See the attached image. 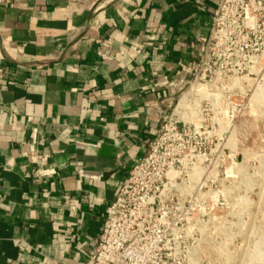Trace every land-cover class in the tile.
I'll return each mask as SVG.
<instances>
[{
	"label": "crops",
	"instance_id": "crops-1",
	"mask_svg": "<svg viewBox=\"0 0 264 264\" xmlns=\"http://www.w3.org/2000/svg\"><path fill=\"white\" fill-rule=\"evenodd\" d=\"M218 1L0 3V264L87 260Z\"/></svg>",
	"mask_w": 264,
	"mask_h": 264
},
{
	"label": "rangeland",
	"instance_id": "rangeland-1",
	"mask_svg": "<svg viewBox=\"0 0 264 264\" xmlns=\"http://www.w3.org/2000/svg\"><path fill=\"white\" fill-rule=\"evenodd\" d=\"M244 3L252 18L241 56L229 71L216 62L205 79L192 77L172 108L187 134L177 170L191 202L148 264H162L158 255L163 264H264V0Z\"/></svg>",
	"mask_w": 264,
	"mask_h": 264
},
{
	"label": "built area",
	"instance_id": "built-area-1",
	"mask_svg": "<svg viewBox=\"0 0 264 264\" xmlns=\"http://www.w3.org/2000/svg\"><path fill=\"white\" fill-rule=\"evenodd\" d=\"M251 18L244 0L218 1L196 63L195 79L208 77L210 65L216 62L220 74L224 73L231 65L228 59L241 56L240 37ZM2 83L4 70L0 66ZM174 116L173 111L163 116L145 154L119 180L113 200L105 208L101 233L83 264H148L147 251H156L161 235L177 230L180 208L190 204L191 197L183 195L188 185L180 189L184 182L178 178L177 169L187 134L180 131ZM188 152L193 150L187 148ZM157 258L163 264L161 256Z\"/></svg>",
	"mask_w": 264,
	"mask_h": 264
},
{
	"label": "bare ground",
	"instance_id": "bare-ground-1",
	"mask_svg": "<svg viewBox=\"0 0 264 264\" xmlns=\"http://www.w3.org/2000/svg\"><path fill=\"white\" fill-rule=\"evenodd\" d=\"M183 104H184V98L181 97L180 100L178 101L177 108L182 107Z\"/></svg>",
	"mask_w": 264,
	"mask_h": 264
}]
</instances>
